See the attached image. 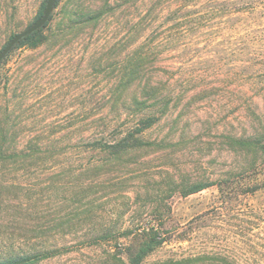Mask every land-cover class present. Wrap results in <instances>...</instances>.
<instances>
[{"label": "rangeland", "instance_id": "rangeland-1", "mask_svg": "<svg viewBox=\"0 0 264 264\" xmlns=\"http://www.w3.org/2000/svg\"><path fill=\"white\" fill-rule=\"evenodd\" d=\"M85 1L95 7L103 0ZM68 2L61 0L55 8L54 24ZM44 3L46 0H0V52L14 35L36 21ZM120 3L127 4V0ZM132 4L130 17H136L141 12L140 0H132ZM105 33L102 29L75 40L69 36L52 48L47 44L37 49L15 47L0 64V133L12 129L11 133L20 135L19 147L26 145L29 136H36L41 139L42 151L47 137L56 142L52 160L41 154L38 160L24 164L0 161V244L18 228L43 223L49 229L58 226L52 232L57 231L55 236L68 252L41 264H108L104 252L114 249V242L89 244L88 231L101 225H158L154 208L162 200L167 208L164 206L166 219L161 230L167 241L146 264L198 252L207 257L205 264H219L223 258L236 264H264V156L253 170L239 174L246 160L222 144L223 136L244 131L247 122L237 112L240 95L245 92L250 97L264 88V77L240 86L219 84L209 75L208 82L222 87L206 98L193 99L177 128H172V121L194 90L172 118L144 133L149 140H166L165 148L142 155L136 162L125 159L122 168H110L107 173L113 181H105L97 194V187L85 176L81 180L76 175L82 163L96 156L80 152L76 136L100 131L102 124L94 121L112 117L110 75L94 66L103 53L100 45H104ZM167 52L162 60L171 65L177 61V53ZM207 65L198 63L187 70L200 75ZM253 97L264 109L262 97ZM64 135L70 139L63 140ZM65 150L68 154L63 156ZM116 170L125 174L124 192L122 186L113 184L120 181ZM188 183L211 186L184 197L180 191ZM176 185L181 188L175 189ZM19 218L24 223H18Z\"/></svg>", "mask_w": 264, "mask_h": 264}, {"label": "trees", "instance_id": "trees-1", "mask_svg": "<svg viewBox=\"0 0 264 264\" xmlns=\"http://www.w3.org/2000/svg\"><path fill=\"white\" fill-rule=\"evenodd\" d=\"M120 1L103 0L93 7L88 6L85 0H69L55 24L51 16L44 29L16 46L37 49L47 44L52 48L69 36L75 40L94 35L102 29L106 32L104 45H100L103 53L94 66L110 75L112 117L94 121L102 124L100 131L76 136L80 152L96 153L93 160L81 164L76 175L81 180L85 176L90 185L97 187V194H101L105 181H113L107 173L110 168H122L125 159L136 162L142 155L148 156L165 148L166 140H149L144 133L163 119L172 118L194 90L193 97L172 121V128H177L185 107H189L193 99L200 95L206 98L209 92L222 87L208 82L209 75L219 84L240 86L264 77V0H140L141 12L136 17H130L132 0H127V4ZM60 2L57 0L56 7ZM45 4L36 20L43 14ZM169 21H172L171 25H167ZM166 51L167 54L175 51L174 59L177 61L165 64L162 54ZM218 55H222L221 58H217ZM198 63L208 64L206 69L203 68V74L187 70ZM174 70L180 72L174 75ZM198 84H202L199 91ZM251 88L255 90L256 87ZM252 94L264 101V88ZM253 96L248 97L245 92L240 95L241 105L237 112L247 122L243 125L244 131L238 136H223L222 144L235 150L247 162L239 174L253 170L260 157L264 156V109L255 103ZM11 132L12 129H4L0 133V161L24 164L38 160L41 154H45L47 160L55 158L56 142L50 137H47L42 151L38 137L29 136L26 145L19 147L20 135ZM62 139L70 137L64 135ZM62 154L66 156L68 152L65 150ZM115 172L116 179L120 178V181L113 184L119 188L127 180H123L125 174L122 171ZM210 186L211 183H188L180 193L187 197ZM179 188L181 185H176L175 189ZM120 190L124 192L127 188L122 186ZM163 204L165 202L160 200L154 208L155 218L160 221L158 225L151 222L126 228L101 225L88 231V243L114 242V249L104 252L108 264H146L147 259L167 241L161 230L166 219V205ZM21 212V216L24 215ZM67 220L70 222L72 218ZM16 221L24 223L20 218ZM25 226L14 230L8 241L1 242L0 264H41L68 252L55 236L57 231L52 232L58 226L51 229L43 223L29 229L28 225ZM206 260L207 257L198 252L152 264H205ZM219 264L236 263L223 258Z\"/></svg>", "mask_w": 264, "mask_h": 264}, {"label": "water", "instance_id": "water-1", "mask_svg": "<svg viewBox=\"0 0 264 264\" xmlns=\"http://www.w3.org/2000/svg\"><path fill=\"white\" fill-rule=\"evenodd\" d=\"M56 2L57 0H46L45 9L41 17L38 20H36L34 23L29 25L25 30L14 35L11 38V40L0 52V64L22 40L46 27L56 8Z\"/></svg>", "mask_w": 264, "mask_h": 264}]
</instances>
